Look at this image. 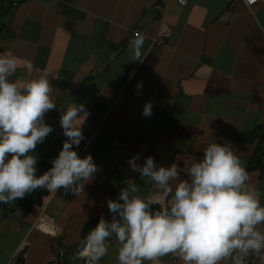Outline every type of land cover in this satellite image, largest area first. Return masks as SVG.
Masks as SVG:
<instances>
[{
	"label": "crops",
	"instance_id": "0c3cea01",
	"mask_svg": "<svg viewBox=\"0 0 264 264\" xmlns=\"http://www.w3.org/2000/svg\"><path fill=\"white\" fill-rule=\"evenodd\" d=\"M162 21L168 35L155 42ZM137 37H143L142 55L133 59L130 42ZM0 52L17 59L10 79L23 83L47 72L52 83L56 107L44 119L53 130L36 146L37 175L51 166L67 138L60 116L68 105H85L84 136L111 135L109 144L96 143L81 154L91 153L98 165L83 191L63 195L62 187L37 188L0 202V264H86L77 253L96 223L88 224L112 218L109 198L129 182L146 199L161 194L130 169L127 161L136 153L141 163L153 155L158 166L181 156L183 168L208 143H227L264 203V0L252 7L241 1L231 7L230 0H0ZM149 100L153 112L144 116ZM44 201L60 226L55 234L34 228ZM258 227L264 231V224ZM108 240L98 264H119V242L114 234ZM246 260L264 264V255L250 253ZM158 264L185 262L168 253ZM218 264H232V258Z\"/></svg>",
	"mask_w": 264,
	"mask_h": 264
},
{
	"label": "clouds",
	"instance_id": "9594fccd",
	"mask_svg": "<svg viewBox=\"0 0 264 264\" xmlns=\"http://www.w3.org/2000/svg\"><path fill=\"white\" fill-rule=\"evenodd\" d=\"M142 44L143 37L130 42L133 59L142 55ZM17 67L14 55L0 52V202L23 198L37 188L83 191L84 183L98 170L91 153L82 156L78 151L88 114L85 105L74 102L61 113L67 138L51 166L37 175L35 149L53 130L44 117L56 102L47 72L20 83L9 78ZM135 87L140 94L143 81ZM152 112V101H146L142 114ZM182 158L177 156L168 166H158L151 154L142 163L140 153L128 159L130 169L153 181L161 194L146 199L136 194L137 184L129 182L117 198H109L112 218L101 217L77 253L86 264H98L108 253V238L113 234L119 242V264H144L145 260L158 264L159 257L168 253L185 264H218L229 257L232 264H247L250 253L264 255V231L258 227L264 224V203L233 148L213 141L203 148L201 157L185 159L183 168L177 163ZM162 199L167 203L154 210L153 205ZM39 228L50 234L57 231L46 224Z\"/></svg>",
	"mask_w": 264,
	"mask_h": 264
},
{
	"label": "built area",
	"instance_id": "2783aa9c",
	"mask_svg": "<svg viewBox=\"0 0 264 264\" xmlns=\"http://www.w3.org/2000/svg\"><path fill=\"white\" fill-rule=\"evenodd\" d=\"M18 1V0H16ZM238 1L243 2L245 5H247L248 7H252L254 4L260 2L261 0H230V6H234ZM177 2L180 5H186L188 3V0H177ZM168 31L169 28L167 27V25L162 21L160 24V30L158 31L157 36L154 38L155 42H163L164 41V37L168 35ZM96 135L94 133L92 134H88L84 136V139L81 141L80 145L78 146V151L79 154L81 155L86 148H88L91 145L94 144H99L102 142H107L109 143V141H111V135H107L105 138L103 137L102 140L95 138ZM261 176L264 178V166L261 169ZM62 194L65 195L66 191H62ZM5 210H10L11 209V204L7 205L6 207H4ZM41 213L39 214V216L37 217L35 223H34V228L39 229L40 231H42L39 228V225L41 224H46V225H50V226H55V228L57 229V231L59 230L60 226L58 224V222L56 221L55 217L50 214L49 212V203L44 201L41 204ZM56 231V232H57ZM14 257H16L18 259L19 257V253L16 252L14 254ZM59 257H60V261L61 262H65L67 260V255L64 252H59ZM68 264V262H67Z\"/></svg>",
	"mask_w": 264,
	"mask_h": 264
},
{
	"label": "trees",
	"instance_id": "16d2710c",
	"mask_svg": "<svg viewBox=\"0 0 264 264\" xmlns=\"http://www.w3.org/2000/svg\"><path fill=\"white\" fill-rule=\"evenodd\" d=\"M153 209H154V210H155V209H158V207H157V206H153ZM97 221H98V220H96L95 222H91L90 224H88V227H91L92 224H93V223H97Z\"/></svg>",
	"mask_w": 264,
	"mask_h": 264
},
{
	"label": "rangeland",
	"instance_id": "374dc122",
	"mask_svg": "<svg viewBox=\"0 0 264 264\" xmlns=\"http://www.w3.org/2000/svg\"><path fill=\"white\" fill-rule=\"evenodd\" d=\"M107 144H109V143H107ZM57 264H59V263H57Z\"/></svg>",
	"mask_w": 264,
	"mask_h": 264
}]
</instances>
